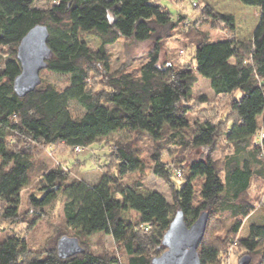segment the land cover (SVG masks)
I'll return each instance as SVG.
<instances>
[{
    "label": "trees",
    "instance_id": "obj_1",
    "mask_svg": "<svg viewBox=\"0 0 264 264\" xmlns=\"http://www.w3.org/2000/svg\"><path fill=\"white\" fill-rule=\"evenodd\" d=\"M239 1L260 9L245 41L236 39L233 15L205 5L206 23L224 29V39L195 33L196 19L178 7L174 16L161 0H47L45 9L35 0H0V49H7L0 53V222L30 229L60 196L66 227L57 226L41 250L17 234L2 236L0 264H118L121 256L122 264H151L178 210L187 226L207 213L200 264H226L227 253L238 248L248 264H264V223H251L238 237L256 209L246 197L251 180L264 182V0ZM35 25L48 30L52 56L45 70L68 81L62 89L41 79L19 96L13 88L17 46ZM190 31V61L162 60L165 39ZM87 34L99 39L96 50L84 42ZM120 39L151 44L137 68L110 70L105 46ZM198 76L209 81L212 99L194 94ZM71 102L80 115H72ZM117 132L125 139L110 141ZM218 144L224 146L215 155ZM56 146L107 149L98 180L70 179L68 168L40 157ZM170 146L179 154L165 160ZM147 172L167 184L170 201L140 190ZM126 210L133 216H123ZM65 229L83 251L63 259L56 243ZM93 235L110 237L114 250L93 253Z\"/></svg>",
    "mask_w": 264,
    "mask_h": 264
},
{
    "label": "rangeland",
    "instance_id": "obj_2",
    "mask_svg": "<svg viewBox=\"0 0 264 264\" xmlns=\"http://www.w3.org/2000/svg\"><path fill=\"white\" fill-rule=\"evenodd\" d=\"M176 7L189 13L191 19H196L195 24H198L196 32L203 31L207 32L211 41L222 40L226 36V32L220 29V26L216 25L211 27L206 23L205 16L202 15L203 6L211 8L214 12L231 14L235 17V34L236 39L240 41H245L251 38L253 30L255 29L258 18H259V8L255 6H249L242 4L239 0H177ZM170 11L174 14L176 13V7L169 0H161ZM195 3V4H194ZM36 6L41 9H45L48 5L47 0H35ZM202 15V16H200ZM180 36L186 45V48H182V44L177 42L175 36ZM174 34L168 36L163 44L164 49L161 52L162 60H167L169 62H180L186 64L190 61L192 54V45L190 40L195 36V34L190 31V33L184 32L183 34ZM83 40L86 45L91 50H96L100 41L93 35H84ZM187 42V43H186ZM151 45V44H150ZM148 43L133 45L127 40L120 39L117 42L106 45L105 49L110 54V70H115L117 68L134 69L137 68L142 62L146 60V52L150 49ZM7 49H0V53H3ZM40 79L45 82L53 84L57 88H65L67 85V76L60 75L56 73L49 72L47 70L40 71ZM194 94L196 96H204L208 99H212L213 92L209 86V81L201 76H198L197 82L193 87ZM70 110L72 115H80L82 108L79 107L75 102H71ZM264 113V112H263ZM197 114V113H196ZM201 113H199L200 116ZM194 117V115H192ZM126 134L123 132H117L108 137L110 141L114 140H124ZM220 144V143H219ZM217 145L215 148V155L220 153L224 144ZM94 148V145L91 146ZM51 150V151H50ZM41 155V158L46 159L48 162L53 164H60L69 169L70 179L78 178L84 180L88 183H94L98 180L101 174V167L99 165L100 161L103 160V155L107 149L95 148L90 150V148L84 150L73 151L72 149H66L61 146L53 147ZM163 157L165 160L170 158H175L178 156L179 151L176 147L170 146L163 151ZM195 154L191 157L195 158ZM221 157V155H219ZM198 157V155H197ZM143 187L140 189L143 193L148 191H158L162 193L168 201H170V190L167 184L158 176L152 172H147V175L143 178ZM177 184L181 181L176 180ZM247 198L255 205V211H253L242 223V226L238 232V237H245L248 234L249 225L251 223L263 224L264 223V206L260 204V200L264 198V182L257 177L251 180L250 187L247 191ZM62 197L58 196L49 206L44 208L46 212V217L41 219L34 227L27 229L26 226L17 223L0 222V238L7 234H17L24 237L30 248L35 250H41L46 246V242L53 236V231L57 226L62 228L65 227L63 214H62ZM123 216H133L132 211H124ZM66 235L72 236L68 229H65ZM90 241L93 243L91 246V251L93 253H103L112 252L114 250V241L105 235L98 238V235H93L90 237ZM228 259L225 261L226 264H238L241 257L246 255V253L239 248L233 250L232 253H227ZM123 256L120 257V263H123Z\"/></svg>",
    "mask_w": 264,
    "mask_h": 264
},
{
    "label": "water",
    "instance_id": "obj_3",
    "mask_svg": "<svg viewBox=\"0 0 264 264\" xmlns=\"http://www.w3.org/2000/svg\"><path fill=\"white\" fill-rule=\"evenodd\" d=\"M48 30L44 25H35L27 31L17 46V60L20 73L14 78L16 94L24 96L33 91L41 82L40 71L46 68V60L52 56L47 47ZM207 213L203 212L189 226L182 211L178 210L168 229L163 234V252L152 258L151 264H200L197 248L206 229ZM57 255L68 258L79 254L83 248L74 236L62 235L56 243ZM250 258L244 256L239 264H248Z\"/></svg>",
    "mask_w": 264,
    "mask_h": 264
},
{
    "label": "built area",
    "instance_id": "obj_4",
    "mask_svg": "<svg viewBox=\"0 0 264 264\" xmlns=\"http://www.w3.org/2000/svg\"><path fill=\"white\" fill-rule=\"evenodd\" d=\"M194 4H195V3H194ZM262 136H263V135H262ZM262 136H261V137H262ZM261 137H260L259 139H256V142H257V141H261V140H260V139H261ZM74 150H77V151H78V150H79V148H78V147H75V148H74ZM176 175H177V176H179V175H180V173H179V172H177V173H176Z\"/></svg>",
    "mask_w": 264,
    "mask_h": 264
},
{
    "label": "crops",
    "instance_id": "obj_5",
    "mask_svg": "<svg viewBox=\"0 0 264 264\" xmlns=\"http://www.w3.org/2000/svg\"><path fill=\"white\" fill-rule=\"evenodd\" d=\"M259 11H260V9H259Z\"/></svg>",
    "mask_w": 264,
    "mask_h": 264
}]
</instances>
